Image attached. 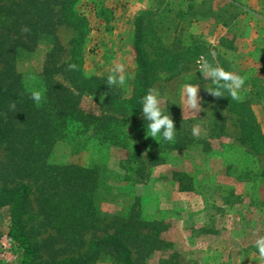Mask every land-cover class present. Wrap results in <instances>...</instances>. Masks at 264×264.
I'll return each instance as SVG.
<instances>
[{"label":"rangeland","instance_id":"rangeland-1","mask_svg":"<svg viewBox=\"0 0 264 264\" xmlns=\"http://www.w3.org/2000/svg\"><path fill=\"white\" fill-rule=\"evenodd\" d=\"M233 2L241 9L230 6L228 0H80L77 5L87 19L88 33L79 48L84 72L106 77L109 68L122 63L127 89L136 75L133 42L140 17L145 28L153 21L154 32L169 48L179 40L200 43L206 49L187 72L175 77L162 74L152 88L160 94L162 112L171 116L175 130L196 141L189 149L168 152L166 163L155 166L147 156L154 155V148L139 146L141 166L128 164L123 151L95 140L79 154L61 142L50 155L52 165L74 163L101 170L103 187L95 199L96 209L87 215L108 218L134 206L146 220L160 224L163 233L153 249L135 254L134 264H264L255 248V240L264 236V155L256 157L254 164L241 160L237 153L248 151L249 146L241 140L237 119L219 98L205 91L211 84L200 76L197 64L207 60L246 77L240 94L255 110L264 133V0ZM56 35L62 46L57 60L61 65L71 57L76 32L60 25ZM54 44V36L45 34L29 48L19 47L16 70L31 77V82L36 80ZM56 80L68 86L62 75ZM185 83L200 88L198 112L185 104ZM104 102L102 95L85 94L82 107L104 113ZM250 165L251 180L243 171ZM175 171L187 176L183 182L187 189ZM9 229L5 208L0 212V264H18L21 256Z\"/></svg>","mask_w":264,"mask_h":264},{"label":"trees","instance_id":"trees-1","mask_svg":"<svg viewBox=\"0 0 264 264\" xmlns=\"http://www.w3.org/2000/svg\"><path fill=\"white\" fill-rule=\"evenodd\" d=\"M79 1L0 0V212L5 208L9 211L8 233L18 243V264H134L133 256L152 250L163 233L159 223L146 220L134 206L108 218L87 215L96 209L102 172L98 167L74 163L50 164L58 143L69 144L79 154L95 140L123 151L128 164L141 166L140 145L154 148V155L147 156L155 166L166 163L168 152L184 151L196 143L190 135L179 132L173 143L147 137L139 99L162 74L175 77L187 72L205 54V47L177 40L169 48L154 32L153 21L143 26L142 16L135 24L136 75L131 89L110 90L106 77L87 75L82 68L79 48L88 31ZM228 3L241 9L233 0ZM60 25L73 29L76 37L69 61L58 65L62 46L56 29ZM45 34L54 36V48L41 75L31 82L16 70V51L33 46ZM69 64L76 68L69 69ZM58 75L68 86L56 80ZM32 88L44 89L40 107L29 97ZM85 94L104 96V113L86 111L82 107ZM219 100L236 117L241 140L249 146L248 151L237 154L241 160L257 163L256 157L264 155V133L255 110L243 99ZM252 166L243 170L250 180ZM174 174L187 189L183 185L187 176L178 171Z\"/></svg>","mask_w":264,"mask_h":264},{"label":"clouds","instance_id":"clouds-1","mask_svg":"<svg viewBox=\"0 0 264 264\" xmlns=\"http://www.w3.org/2000/svg\"><path fill=\"white\" fill-rule=\"evenodd\" d=\"M215 57V52L210 53ZM199 74L202 78H207L211 86L205 91L214 98H230L234 102L242 99L240 94L241 89L244 87L246 77L237 74L234 71L226 70L224 67L209 63L207 60H198ZM69 69L74 70L75 64H69ZM124 64H114L113 67L108 69L106 76V85L110 90L114 87H123L125 84ZM31 79V77H29ZM200 88L193 83H185L182 86V96H184L185 104L189 110L198 112L200 108L198 90ZM29 97L33 103L40 107L44 101V89L32 88L29 90ZM161 96L153 89H148L147 92L139 99L140 115L144 124V130L147 137L153 138L156 142L173 143L176 136L173 119L169 114H164L160 107ZM15 107V105H11ZM193 134H198L196 128L193 129ZM159 144V143H158ZM255 248L259 257L264 258V236L255 240Z\"/></svg>","mask_w":264,"mask_h":264}]
</instances>
